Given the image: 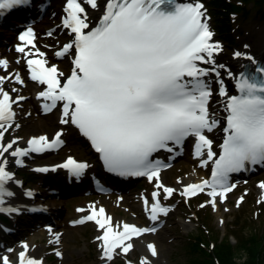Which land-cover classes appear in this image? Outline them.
Returning a JSON list of instances; mask_svg holds the SVG:
<instances>
[{"label": "snow or ice", "instance_id": "1", "mask_svg": "<svg viewBox=\"0 0 264 264\" xmlns=\"http://www.w3.org/2000/svg\"><path fill=\"white\" fill-rule=\"evenodd\" d=\"M29 3L30 0H0V15ZM86 7L101 9L99 0H83V3L66 0L63 27L74 34V39L55 55L65 57L70 52L75 55L73 70L63 83L64 73L54 65L49 66L46 54L36 49L33 29L29 27L19 36L22 44L15 50L26 57H36L26 62L31 80L46 86L38 95V99L47 101L43 105L45 111H51L62 102L60 123L75 125L100 153L108 171L156 181L152 200H143L153 222L171 211L161 204V192L169 198L176 192L160 182L161 171L171 165L154 160L153 156L161 151L174 153L189 137L195 138L194 157L202 158L201 166L207 167L211 162L214 167L210 179L187 184L180 194L192 198L206 192L210 198L208 203L215 209L218 198L226 200L235 188L229 182L230 174L245 171L248 165H264V65L255 67L258 75L241 71L237 78L228 71L237 81L239 95L229 96L223 81H219V95L227 97L224 110L228 115L226 135L217 156L213 141L206 135L213 132L219 122L209 111L212 91L205 78L212 73L219 77L218 69L225 66L216 63L215 56L223 48L213 40L214 32L204 4L177 3L176 0H105L95 27L88 21ZM234 55L256 63L252 56L239 51ZM0 67L7 69L8 61L0 60ZM5 79L0 76V83ZM15 80L24 83L19 74L15 75ZM24 99L20 96L14 101L0 87V129L6 131L12 126L13 103ZM61 136L58 132L52 141L47 136L33 138L27 149L16 148L10 155L17 157L16 163L23 166L22 158L30 153L62 145ZM3 138L4 133L0 131V212H17L18 209L3 207L5 197L15 194L6 188L13 174L7 170V160L2 157L16 143L4 145ZM58 167L67 169L74 177H81L88 165L68 158ZM49 170L47 167L35 169L42 173ZM259 188L264 190V182ZM26 195L33 193L29 191ZM242 201L240 197L237 207ZM261 202H264V191ZM86 221H93L102 231L97 239L101 241L102 256L108 261L113 260L118 249L128 254L134 247V238L156 231L129 223L113 224L106 210L97 209L95 205L78 223ZM54 240L58 243L60 236L55 235ZM22 247L24 250L18 253L16 264H43L42 260L28 255L27 243ZM147 248L151 256L158 255L155 244L150 243ZM56 255L62 253L56 251ZM0 264H13V261L4 255L0 257ZM141 264H150V261L145 258Z\"/></svg>", "mask_w": 264, "mask_h": 264}, {"label": "rangeland", "instance_id": "2", "mask_svg": "<svg viewBox=\"0 0 264 264\" xmlns=\"http://www.w3.org/2000/svg\"><path fill=\"white\" fill-rule=\"evenodd\" d=\"M102 1L99 0L100 5ZM45 7L47 8L45 13H39V18L36 21L39 38L35 46L44 51L47 56L52 57L55 55V48H61L60 42L64 41L68 34L64 29L59 28L57 23L56 12L58 7L54 9L50 1ZM95 11L88 13V19L95 16ZM254 11L252 9L249 16L244 18L239 16L236 19L233 18L236 15L230 13L229 21L232 28L235 26L232 29L235 42L227 43L218 35L213 38L223 48V51L215 56L216 63L217 65L223 64L225 66V68L218 69L220 72L219 77L212 73L205 78L212 88L209 108L214 118L219 122L213 132L208 133L214 142V146L219 142L221 129L219 119L223 97L219 95V81L222 79L226 87H231L232 78L230 79L228 71L230 70L232 73L236 71L233 57L235 52L246 49H252V52H256L255 45L264 39V14L256 16ZM35 12L38 14V8H36ZM47 28L49 30L45 32ZM6 32L7 35L4 36V42L0 45V60L7 58L11 65L7 69L0 67V76L7 78L0 83V87L11 91L13 100H17L20 96H28L30 99L28 102L20 103L21 115L19 121L11 124L12 126L7 128L6 131L0 129L4 133L2 141L4 145L16 141L13 144V148L8 153L3 154L2 159L8 161V169L16 175V178L27 179L26 186L23 189L16 187L15 180L6 186L7 190L15 195L5 197L3 207L6 209H18L19 211L0 212L11 217L13 222H15L14 228H17L16 234L13 235L6 233V230L10 229L11 225L6 227L0 225V257L7 255L14 263L18 258V251L22 249L24 243L28 242L42 248L40 255L48 264H97L101 260V243L97 239L100 231L97 225L92 222L73 225V219L78 215H82L88 207L100 204L106 207L108 212L115 214V217L120 221L137 222L136 224H139L136 226L145 225L148 227L150 226V219L139 200L138 194L145 193L148 195L149 192V195L151 194L152 196V193L156 191V181H153V184H149L138 180L124 193L114 192L111 195H93L86 183L81 182L77 185V179H91L94 174L98 173V165L94 156L77 140L75 131L69 125L60 123L61 120L56 110H52L47 114L41 111L40 102L34 96L36 93L34 81L23 77V80H25L23 84L16 82L12 74L18 65V60L14 55L10 57L9 53L5 51V48L13 47V44L5 45V42L9 41L12 35L11 30ZM48 33H52V35L49 36ZM246 45L247 47H245ZM69 55L70 53L65 57H54L53 59L59 64L63 72H67L70 68ZM210 67L212 66H206V68ZM13 89L16 91H13ZM60 129L63 131V145L56 152L55 157L44 161L32 159L29 168H16V159L10 155L11 151L16 148L28 147V142L40 134H47L48 138H51ZM185 149L186 154L177 159L175 167L164 172L163 175L167 182L163 184L166 187L176 189V192L170 198L161 192L160 201L170 205L171 211L167 216L161 215L155 221L156 223H164L161 228L143 237L144 240L149 239L153 242L151 244L156 245L158 255L155 257L151 256L147 248L148 244L137 239L132 242L134 247L128 254H123L118 249L113 260L107 261L106 264H131V262L141 264V261L145 258L150 261V264H188L189 250L187 241L189 240V233L192 231L200 233V231L205 230L206 234H208L207 238L210 239L209 241L218 237H227L232 238L236 244L237 240L232 233L233 231H240L241 228L242 230L245 229L246 233H249L250 228L247 226L249 217L253 219L249 222L253 227H263L264 209L260 217L257 216V213L261 206L259 184L264 182V168L259 169L247 179L238 180L235 190L233 189L234 193L226 200H221V209L219 211L208 203L210 198L206 195V192L189 199L181 197V189L176 186V182L194 171L200 175L207 174L209 169L201 166L194 157L190 140H188ZM69 157L83 160L88 165L84 174L81 177H77V179L68 180L64 171L59 167L46 176L35 171L43 163H60L63 159ZM49 175L51 176L49 177ZM68 182L70 186H68ZM68 187L71 188L68 189ZM28 188H33L37 191L36 198L33 201H30L25 193ZM240 197H243V201L237 207ZM28 200L32 202V208H44L39 214V220H36L35 216L27 213L25 211L27 209L23 208V206H26L24 202ZM202 204L205 207H201ZM79 209H84V211H79ZM57 234L60 236L58 243L54 240ZM11 247L14 251H8ZM56 251H60L62 255L57 256Z\"/></svg>", "mask_w": 264, "mask_h": 264}, {"label": "trees", "instance_id": "3", "mask_svg": "<svg viewBox=\"0 0 264 264\" xmlns=\"http://www.w3.org/2000/svg\"><path fill=\"white\" fill-rule=\"evenodd\" d=\"M243 4H236L232 0H211L210 6L218 33L228 42L233 43L229 12L237 13L240 18L254 14L263 15L264 0H241ZM249 3V4H248ZM253 219H247L250 232L244 230L233 231L237 240L218 237L210 239L205 231L189 234L187 246L189 250L188 264H264V225L259 228L249 224ZM232 237V236H231ZM241 254V255H239Z\"/></svg>", "mask_w": 264, "mask_h": 264}, {"label": "bare ground", "instance_id": "4", "mask_svg": "<svg viewBox=\"0 0 264 264\" xmlns=\"http://www.w3.org/2000/svg\"><path fill=\"white\" fill-rule=\"evenodd\" d=\"M50 2H51V4H53V6H54V8H56V7H58V9L59 8H61V7H65L66 6V0H50ZM89 8V11H91L92 9H90V7H88ZM47 12H48V10H47ZM37 18H39L38 16L37 17H35V19H37ZM12 38L11 39H9V41H8V44H13V47H8V48H5V51L6 52H8L9 53V55H10V57H11V55H14L16 58H17V60H18V65H17V67H16V70H17V72H16V74H19V75H22L23 74V72H24V69L27 67V59L28 58H32V57H26L24 54H21V53H18L15 49H16V47H17V45H14V44H16V42L14 41L15 40V38H14V36H11ZM263 39V38H262ZM12 40V41H11ZM30 48H31V46H30ZM29 48V49H30ZM255 48H256V52H252V49H246V50H240L239 52H241V53H243V54H245V56H252L253 58H254V60H258V58H260L262 55H263V53H264V39L262 40V41H260L259 43H257L256 45H255ZM34 51V50H33ZM234 57V62H235V64L237 65V67H239L240 65V62H245V63H248V65H250V66H252V62H250V61H248L247 59H245L244 57H241V58H235V55L233 56ZM51 61V60H50ZM204 66V65H203ZM35 83V90H36V93H35V96H36V98L38 99V95H39V93L41 92V91H44L43 90V88H44V85H41V84H39V83H37V82H34ZM4 91H6V92H8L9 93V95L11 96V97H13V95H12V93H11V91H8V90H4ZM38 100H43V99H38ZM60 117L61 118H63L61 115H60ZM192 138V137H191ZM192 139H194V138H192ZM194 143H195V140L193 141V151H194ZM198 159V158H197ZM201 159L202 158H200L199 159V162H200V164H201ZM209 164H211V162L209 163ZM209 164H208V166H209ZM207 166V167H208ZM163 175H164V172L162 171L161 172V177H160V181H161V183H163V182H166V180L163 178ZM203 179H209L208 178V176L207 175H200L199 173H197L196 171H194V172H192L190 175H187V176H185V177H183V178H181L180 180H178L177 182H176V186L178 187V188H180V189H183V187L185 186V185H187V184H190L191 182H200L201 180H203ZM232 182L233 181H230V183L232 184ZM259 191H260V196H261V194H262V191H264V190H261L260 188H259ZM234 192V191H233ZM232 194V192H230V193H228V196L227 197H229L230 195ZM147 199H149L150 200V198L149 197H147ZM152 200V199H151ZM142 203H143V201H142ZM97 206H99V205H97ZM100 207H102V206H99L98 208H100ZM97 208V209H98ZM104 208V207H103ZM105 209V208H104ZM216 209L217 210H219L220 211V209H221V200L218 198V201H217V205H216ZM106 210V209H105ZM106 213H107V215H109V216H111V217H113V224H116V223H119V224H123V223H128V222H126V221H123V220H118L116 217H115V215L114 214H110L107 210H106ZM148 213V212H147ZM148 216H149V213H148ZM80 217H82V216H80ZM77 218H79V216H77L76 217V219ZM150 218V217H149ZM151 220V219H150ZM153 222V221H152ZM130 224V223H129ZM99 229V228H98ZM99 231H100V234H99V236L102 234V231L99 229ZM139 240H141L143 243H145V244H150V243H153V242H151L149 239H139ZM100 243H101V241H100ZM27 244L29 245V249H28V255L30 256V257H41V255H40V253H41V250H42V248L41 247H38V246H36V245H34V244H32V243H28L27 242ZM22 249H23V247H22ZM24 250V249H23ZM42 258V257H41Z\"/></svg>", "mask_w": 264, "mask_h": 264}]
</instances>
